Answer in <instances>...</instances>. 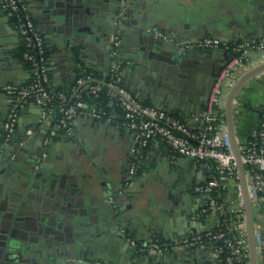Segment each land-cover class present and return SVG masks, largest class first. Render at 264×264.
<instances>
[{
  "label": "crops",
  "instance_id": "obj_1",
  "mask_svg": "<svg viewBox=\"0 0 264 264\" xmlns=\"http://www.w3.org/2000/svg\"><path fill=\"white\" fill-rule=\"evenodd\" d=\"M24 1L33 17L36 9ZM105 9H108L109 15L106 23V41L93 46L87 52L86 63L80 62V66L73 67V62L67 56L55 52L46 36L41 33L48 47L49 72L52 84L56 88L66 89L70 86L72 81H69V77L81 69L94 70L100 77L107 75L111 62L109 41L115 21L123 40L120 57L126 63L120 73L121 82L138 99L140 98L130 88L136 86L140 73L138 71L141 69L137 65L140 64L138 58L140 37L158 40L159 38L153 34V29L171 34L172 38L167 43L175 44L190 53H193L195 48H185L184 43L196 38L211 36L221 41L235 38L247 41L264 37V0H113ZM33 19L39 29L38 22L34 17ZM7 22V18L0 13V40L7 37L0 44V47L6 50L4 54L0 50L3 55L0 67L4 68L6 80L24 84L29 75L20 55V39ZM218 53L207 58L206 63L209 67H216L228 58L225 51ZM150 54L155 56L159 52L151 51ZM255 54L250 56L249 62L241 68V73L264 61V55ZM257 74L255 77L252 76L255 80L251 81L250 77L243 83L232 102L234 131L238 144L257 125L260 110L264 107V71ZM140 100L152 105L151 99ZM200 100L196 99L189 106L176 103L171 109L168 107L171 111L164 110L179 117H187L204 109L205 104L199 103ZM9 104L10 97L0 93V142L3 137V117ZM111 113L110 117L114 118L115 113L113 111ZM37 115V108L30 103L22 108L16 130L8 140L11 141L9 149L4 151L5 156L0 155L1 160L9 156L18 158L12 163L11 168L5 170L2 167L4 163L0 162V182L6 174H3L4 171L11 173L6 176V180L11 182L10 185L20 181V177H26L24 175L29 163L35 157V153L39 152L41 139L47 132L45 125H36ZM29 127L33 128V133L27 136L25 130ZM237 133L240 139L237 138ZM73 136L75 141L73 139L52 141L49 158L47 157L43 164L49 169L66 158L73 168L78 169L80 165L93 171L94 166L86 165L92 160L86 153L92 152L96 144L98 157L95 162L100 170L93 171V174L88 176V184L96 202L94 207L98 208L102 221L100 231L77 249L53 251L56 254L54 257L56 263L57 260L61 264H91L95 260L106 264L214 263L215 257L208 246L167 254L155 252L140 254L129 244V238L137 242L153 238L175 240L209 228L214 219L197 215L198 209L204 203V197L193 188L197 182H203L209 177L208 166L197 160H188L163 142L155 141L144 150L143 163L130 183L127 178L133 160L134 143L132 133L127 128L115 119H94L91 117V111L87 110L73 121ZM21 141L23 144H19ZM83 156H86L87 160H83ZM14 169L17 180H13ZM166 178H170L169 180L174 178L177 188L183 190L178 201L180 207L172 213L155 215L151 206L150 213L144 211L151 189H155L152 193L155 194L153 201L161 199L158 193L164 192L160 182L166 184L167 181H163L167 180ZM236 193L235 181L228 180L226 197L232 200ZM161 215L166 216L167 220L165 221Z\"/></svg>",
  "mask_w": 264,
  "mask_h": 264
},
{
  "label": "built area",
  "instance_id": "obj_2",
  "mask_svg": "<svg viewBox=\"0 0 264 264\" xmlns=\"http://www.w3.org/2000/svg\"><path fill=\"white\" fill-rule=\"evenodd\" d=\"M0 13L20 39L21 58L28 71L24 84L7 82L0 85V93L10 97V104L2 124L6 142L15 132L22 108L27 104L38 110L36 125H45L46 135L41 139L36 166L47 156L50 144L58 137L73 136V121L91 111L92 118L116 120L132 133L133 160L128 170L131 182L143 163L144 150L150 143L161 141L182 157L203 162L210 168L209 177L193 186L204 197L198 216L213 217V224L175 240L151 239L129 244L140 254L175 253L200 246H208L214 257L213 264H250L246 215L241 194L235 155L231 147L224 116L223 90L227 91L249 62L250 52L264 55V37L252 40L235 38L221 41L217 37H202L184 43L185 48L221 49L229 60L215 77L204 109L179 117L163 108L144 103L121 82L120 73L125 67L122 60V41L118 24L109 41L111 58L107 75L100 77L94 70L81 69L66 89L56 88L51 81L48 66V47L24 0H0ZM163 41L172 37L167 32L153 29ZM107 100V108H96L84 98ZM111 111L115 114L111 118ZM257 125L237 143L244 165L247 192L252 210L253 238L256 263L264 264V107L260 110ZM33 128L25 130L27 136ZM0 142V143H1ZM23 144V141L19 142ZM235 181L237 193L232 200L226 197L228 180ZM128 184V183H127ZM91 264H106L95 260Z\"/></svg>",
  "mask_w": 264,
  "mask_h": 264
},
{
  "label": "water",
  "instance_id": "obj_3",
  "mask_svg": "<svg viewBox=\"0 0 264 264\" xmlns=\"http://www.w3.org/2000/svg\"><path fill=\"white\" fill-rule=\"evenodd\" d=\"M26 1L30 7L36 9V14L33 12V17L38 22L41 33L46 36L52 49L67 56L73 62V67L80 66V62L86 63L87 52L93 46L105 43L107 38L105 36L106 23L109 18L108 9H105V6L109 7L113 0ZM7 24L9 25L8 22ZM6 38L3 37L0 44ZM121 41H123L122 37ZM139 44L140 64L137 65L141 69L138 71L140 73L136 86L130 89L140 99H151L152 105L168 111H171L169 109L176 103L181 106H189L196 99H201L199 103L204 102L203 104H205L215 77L229 60L228 57L216 67H209L206 63L207 58L214 56L216 52L223 53V50L206 48L195 49L193 53H190L175 44L169 45L167 41L160 38L152 40L145 36L140 37ZM0 50L4 54L5 49L0 47ZM151 51H158L159 54L152 56ZM1 57L3 55L0 53L2 60ZM3 70L4 68L0 67V85L10 81L5 79L6 75ZM263 70L264 61L241 73L228 90L224 101V116L235 155L246 215L250 264H257L252 210L247 192L244 165L235 137L232 102L243 83ZM73 73L69 77V81L74 79L75 72ZM168 107L170 108L168 109ZM58 138L75 141L74 136ZM10 142L0 143L1 156H5L4 151L9 149ZM95 148L96 144L92 152L86 153L92 158L86 165L94 166L93 171H99L95 162L98 157ZM48 155L49 149L47 156L42 159L43 162L49 158ZM17 158L18 156L15 158L9 156L2 160L0 158V162L4 163L3 169L11 168ZM35 159L33 158L29 163L28 170L24 175L26 177H20V181L12 185L6 180V176L10 172H3L6 174L0 182V264H61L59 260L57 263L54 260L56 254L53 251L75 250L100 231L101 215L97 211L98 208L94 207L96 202L88 184V176L92 175L93 171L80 165L78 169L73 168L68 164L69 161L66 158L59 161L55 167L46 169L47 167L43 163L36 166ZM187 159L192 161L190 158ZM83 160H87L86 156H83ZM15 172L14 169L13 180H17ZM166 179L163 180L167 181L166 184L160 182L164 192L158 193L161 199L153 201L155 194L152 195L153 191L151 190L144 211L150 213L151 206L153 215H155L165 212L172 213L180 207L178 201L183 190L177 188L174 178H172L173 180ZM161 217H164L165 221L167 220L166 216L161 215Z\"/></svg>",
  "mask_w": 264,
  "mask_h": 264
},
{
  "label": "trees",
  "instance_id": "obj_4",
  "mask_svg": "<svg viewBox=\"0 0 264 264\" xmlns=\"http://www.w3.org/2000/svg\"><path fill=\"white\" fill-rule=\"evenodd\" d=\"M20 53H21V47H20ZM84 100L87 103H92V105H94L96 108H101V109L107 108V103L108 102H107L106 98L103 97V96H100L98 99H93V98H87V97H85Z\"/></svg>",
  "mask_w": 264,
  "mask_h": 264
},
{
  "label": "rangeland",
  "instance_id": "obj_5",
  "mask_svg": "<svg viewBox=\"0 0 264 264\" xmlns=\"http://www.w3.org/2000/svg\"><path fill=\"white\" fill-rule=\"evenodd\" d=\"M249 54H250L251 57H252L253 55H256L255 52H250ZM263 71H264V70H263ZM261 72H262V71H261ZM242 73H243V72H242ZM258 73H260V72H258ZM256 74H257V73H256ZM257 75H258V74H257ZM253 76H254V75H253ZM255 76H256V75H255ZM255 76H254V77H255ZM254 77H252L253 79L251 78V81H252V80H255ZM226 91H227V88H225V89L223 90L222 98L226 95ZM237 138L240 139L238 133H237ZM238 139H237V140H238Z\"/></svg>",
  "mask_w": 264,
  "mask_h": 264
},
{
  "label": "flooded vegetation",
  "instance_id": "obj_6",
  "mask_svg": "<svg viewBox=\"0 0 264 264\" xmlns=\"http://www.w3.org/2000/svg\"><path fill=\"white\" fill-rule=\"evenodd\" d=\"M2 117H3V116H2ZM3 118H4V117H3ZM1 119H2V118H1ZM35 154L37 155V154H39V152H36ZM36 155H35V157H36ZM35 157H34V158H35ZM40 163H43V161L41 160ZM151 190H152V191H155V189H151ZM151 190H150V191H151ZM150 191H149V192H150Z\"/></svg>",
  "mask_w": 264,
  "mask_h": 264
}]
</instances>
